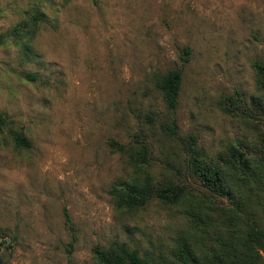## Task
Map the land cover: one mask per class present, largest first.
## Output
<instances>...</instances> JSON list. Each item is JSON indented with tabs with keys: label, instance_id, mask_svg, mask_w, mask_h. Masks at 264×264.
I'll use <instances>...</instances> for the list:
<instances>
[{
	"label": "rangeland",
	"instance_id": "374dc122",
	"mask_svg": "<svg viewBox=\"0 0 264 264\" xmlns=\"http://www.w3.org/2000/svg\"><path fill=\"white\" fill-rule=\"evenodd\" d=\"M1 37L0 264H100L116 241L210 264L220 240L264 231V0H0ZM177 68L170 109L158 83ZM191 137L222 193L190 168ZM146 179L182 200L118 209L115 185Z\"/></svg>",
	"mask_w": 264,
	"mask_h": 264
},
{
	"label": "trees",
	"instance_id": "16d2710c",
	"mask_svg": "<svg viewBox=\"0 0 264 264\" xmlns=\"http://www.w3.org/2000/svg\"><path fill=\"white\" fill-rule=\"evenodd\" d=\"M39 19V18H36ZM2 37L0 39V43ZM255 68L264 83V64L257 62ZM30 79H35L33 74H28ZM183 82V71L181 69L170 70L158 83V87L162 90L164 98L170 109H175L178 105L179 94ZM9 120L0 113V125H8ZM14 140L17 146L31 147V141L21 132H16ZM196 139L191 137L189 143L191 157L190 168L198 179L210 189L222 193V186L226 176L222 173V169L209 161L203 155L201 149L196 146ZM109 144L116 150L125 152L127 145L115 139H111ZM233 159L239 161L240 168L246 159V155L242 151H232ZM145 159L146 156L140 157L139 160ZM144 164V160H143ZM237 168L238 164L233 163ZM185 193V187L169 183L164 186L153 188L149 179L143 183L134 181L133 183L118 182L112 190V194L116 201L118 209H133L146 205L151 199L158 198L165 203L178 204ZM66 221L71 222L70 215L66 210ZM234 236L229 235L227 240H220L221 251L215 252L213 258L209 260L210 264H263L264 259L260 250L264 249V231L254 225H251L244 234L243 239L238 242L233 240ZM115 249L108 252L100 247L95 248L96 257L100 264H149L138 250L131 249L116 241ZM178 258L180 263L189 264L188 250L186 245H180ZM197 264H201L198 260Z\"/></svg>",
	"mask_w": 264,
	"mask_h": 264
}]
</instances>
